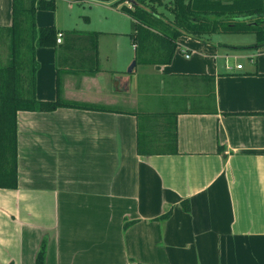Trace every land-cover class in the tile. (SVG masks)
I'll return each mask as SVG.
<instances>
[{"label":"crops","instance_id":"1","mask_svg":"<svg viewBox=\"0 0 264 264\" xmlns=\"http://www.w3.org/2000/svg\"><path fill=\"white\" fill-rule=\"evenodd\" d=\"M67 3L35 14L58 31L35 51L36 99L94 108L18 112L0 264H37L43 247L44 264H264V47L184 35L169 64H139L122 1ZM159 115V129L176 116L178 153L140 156L139 119Z\"/></svg>","mask_w":264,"mask_h":264},{"label":"trees","instance_id":"2","mask_svg":"<svg viewBox=\"0 0 264 264\" xmlns=\"http://www.w3.org/2000/svg\"><path fill=\"white\" fill-rule=\"evenodd\" d=\"M136 1L134 10L123 6L122 11L139 22L134 37L139 64H169L178 38L184 35L202 38L216 33L253 34L257 48L264 47V0H171L169 4L149 0L164 5L173 13V19L159 14L154 6L149 7L147 0ZM54 7L55 0H13L12 26L0 29V37L1 33L7 36L9 52L6 63L0 60V189L18 188V112L94 108L70 104L61 96L55 102L36 99L35 51L37 47L54 46L58 31L54 27L37 28L35 14L38 10L52 11ZM161 117L138 118L137 152L140 156L178 153L176 116L168 121L167 128L159 129ZM169 216L170 213L160 220ZM44 260L43 247L37 264H44Z\"/></svg>","mask_w":264,"mask_h":264},{"label":"rangeland","instance_id":"3","mask_svg":"<svg viewBox=\"0 0 264 264\" xmlns=\"http://www.w3.org/2000/svg\"><path fill=\"white\" fill-rule=\"evenodd\" d=\"M8 1H9V7H8L9 16H10V21H11V19H13L12 0H8ZM68 1L69 0H56L57 7H58V9L60 8L59 13L63 14V10L65 12V9L67 8V4H68L67 2ZM70 1H72V4H73V12H72L73 16H76L79 13H82L84 8L88 10L89 6H94L96 3L99 4V5H102V4H105L106 2H109V1H105V0H86L88 2H84L83 4L80 5V4H77L76 2H73V0H70ZM121 1H122V7L123 6H127L131 10H134V6H132V4L130 2H124L125 0H113V2H119V3ZM163 1L166 2V4L171 3V0H163ZM146 3H147V5L149 7H153L154 6L155 10L159 14H161V15H163L165 17H168L169 19H173L174 18L173 13L170 12L169 10H167L164 5H159L157 3H153V2H151L149 0H147ZM138 23L139 22H137V21H132V19H130L129 17L124 15V13L122 12V31L132 32L133 28L135 26H137ZM3 37H5V36H3ZM3 37L1 36L0 40ZM202 38L205 39V40L210 39V41H213L214 43L230 44V45H250V44H253V43L257 42L256 36L253 35V34L216 33V34H213V35H206V36L204 35ZM128 39H130V38L128 37ZM122 49L127 51V49H125V47H123ZM133 53L134 52L130 48V52H127V55L130 56V55H133ZM7 54H8V46L6 44L3 45V43L0 42V59H1V61L3 60L2 61L3 63H5V61L7 59ZM133 62H134V59H133V61L130 63V65L127 68L123 67L122 70H125V71L129 70V68L131 67Z\"/></svg>","mask_w":264,"mask_h":264},{"label":"flooded vegetation","instance_id":"4","mask_svg":"<svg viewBox=\"0 0 264 264\" xmlns=\"http://www.w3.org/2000/svg\"><path fill=\"white\" fill-rule=\"evenodd\" d=\"M125 2H130L132 4V6H134V8L138 4L136 0H126Z\"/></svg>","mask_w":264,"mask_h":264},{"label":"built area","instance_id":"5","mask_svg":"<svg viewBox=\"0 0 264 264\" xmlns=\"http://www.w3.org/2000/svg\"><path fill=\"white\" fill-rule=\"evenodd\" d=\"M61 38H62V35H61V34H59L58 42H61ZM186 57H187V58H189V57H190V55H189V54H187V55H186Z\"/></svg>","mask_w":264,"mask_h":264},{"label":"water","instance_id":"6","mask_svg":"<svg viewBox=\"0 0 264 264\" xmlns=\"http://www.w3.org/2000/svg\"><path fill=\"white\" fill-rule=\"evenodd\" d=\"M105 1H111V0H105ZM136 65V62L133 63V65L131 66V68L129 69V71L131 72L133 67Z\"/></svg>","mask_w":264,"mask_h":264}]
</instances>
